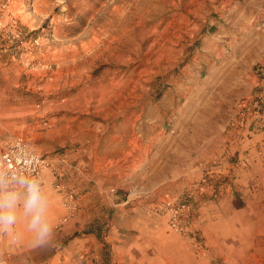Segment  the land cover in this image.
I'll return each instance as SVG.
<instances>
[{"label": "rangeland", "instance_id": "obj_1", "mask_svg": "<svg viewBox=\"0 0 264 264\" xmlns=\"http://www.w3.org/2000/svg\"><path fill=\"white\" fill-rule=\"evenodd\" d=\"M251 74L253 90L235 98ZM262 76L264 0H0V156L24 137L56 162L53 175L44 173L58 193L44 198L72 193L78 205L69 212L59 200V220L40 248L77 253V264H225L193 253L161 220V237L128 230L115 205L134 203L156 217L157 203L217 201L231 174H219L220 159L191 181L184 166L202 143L188 144L196 149L187 153L183 141L204 136L215 105L228 110V130L264 131L240 124L242 103L264 90ZM238 155L230 163H240ZM256 155L264 162V149ZM202 183L211 194H201ZM26 189L8 196L0 184L7 264L31 231L33 222L16 213ZM238 194L221 211L227 257L264 264V238L248 236L260 225L240 230L245 200ZM69 260L60 256V264Z\"/></svg>", "mask_w": 264, "mask_h": 264}, {"label": "crops", "instance_id": "obj_2", "mask_svg": "<svg viewBox=\"0 0 264 264\" xmlns=\"http://www.w3.org/2000/svg\"><path fill=\"white\" fill-rule=\"evenodd\" d=\"M25 16L26 15H21L19 17L20 24L24 23L23 20ZM255 79V75L251 74L246 84L244 83V88L240 92H236L234 97L238 99L250 93L254 88L253 84L255 83ZM240 80L237 79L238 83ZM259 83H261V79ZM223 99L224 95H221L220 100ZM228 115L227 109L215 105V114L210 117L213 118L214 116L215 121H211L210 118L204 121V123L208 124L207 127L204 128L209 129L204 131V136L200 138V136L194 132L193 134L196 136H194L193 141H191L192 138L183 141L186 145V147H183V150L187 153H193L192 148L196 149L194 144L192 147L190 146V148H188V144L202 143V147L199 151L195 152L194 157L191 155L190 162H187L184 166V176H188L191 181L196 180L204 175L207 162L213 161V163H215L216 160L221 159L223 161V166L219 167V174L228 172L231 174V179L234 180L230 179L229 182H233V184L225 185L221 189V197H219L217 201L214 199L205 200L201 198L196 205L198 217L197 221L194 223L193 229L200 237L199 249L201 250H199L195 244H192L183 237L181 238L186 243L187 247L196 255L206 256V254H208L210 258H221L222 262L225 264H243V261L239 259L235 258L231 261L227 257L231 251L226 246L227 236L224 234L225 230L222 229V226H226L228 218L223 215L221 211L224 207H229L231 205V200L234 198L235 194L239 195L238 193H242L245 200L242 213L245 214V217H239L237 220L239 224H241L240 230L243 229L242 225L244 224H259L260 226L258 228L251 231L253 235L249 233L248 236L253 239L264 238V162L256 155L258 149H264V131L247 130L246 134H241L236 130L234 131V129L228 130L230 126ZM258 126L264 127V122H259ZM8 146L9 145H7V147ZM237 153H239L238 157L241 162L238 164L230 163L231 155L235 156ZM50 173L53 175V172L50 171ZM50 173H44L35 185H31L25 180L14 183H3L0 181L1 186L5 190L4 193L8 196H13L15 194L18 185L23 184L27 187L26 190L20 192V204L17 203L18 210L16 213L19 214L21 220L25 218L28 222H33L32 224L28 223L31 229L30 233L22 234L21 238H19V245H16L14 248L12 247L13 249L10 253L14 255V258L9 264H60V256H71V260L68 261V264H77L75 260L77 253L68 250L67 253L60 254L59 250L49 249L47 251L48 253L45 254V251L40 248L44 243L45 237L48 236L49 232H52L53 226L59 220V200L63 203L66 199L63 195L57 194L58 192L54 187ZM213 173L215 176V171ZM209 177L205 178L210 179ZM205 180L206 179H204V182ZM52 190L57 193L49 195L47 199H45V193ZM199 190L201 194H211L207 191V188L204 187L203 183ZM34 194L37 195L35 201L33 200ZM115 206L119 208V210L116 211L119 217L123 219L126 218L123 224L132 225L128 227V230L136 231L140 234L152 235L153 237H161L163 228L160 224L162 223L160 220L168 226L167 220L154 210L153 215L156 214V217H152V212L150 213L149 210H147L148 214H143L144 211L142 207H135L134 203L130 207L127 205V202L117 203ZM133 206L134 208H132ZM11 208L12 206H10V210ZM64 211L63 218L67 216V211ZM10 212L11 211L8 209V214ZM157 217H160V219ZM175 237L173 238L175 239ZM235 238L242 241L243 232L235 235ZM157 244L163 246L162 238ZM72 261L74 262L72 263Z\"/></svg>", "mask_w": 264, "mask_h": 264}, {"label": "built area", "instance_id": "obj_3", "mask_svg": "<svg viewBox=\"0 0 264 264\" xmlns=\"http://www.w3.org/2000/svg\"><path fill=\"white\" fill-rule=\"evenodd\" d=\"M261 83V87H264L263 76ZM242 105L241 125L248 124L251 127L255 123L264 122V90H259L251 97L250 101L246 100ZM55 164L56 162L49 157L39 153L27 139L16 137L1 153L0 181L14 183L25 180L29 184L35 185L44 172L56 171ZM57 177L62 180L63 175L57 173ZM58 188L64 190V185L61 183ZM66 202L69 212L76 211L78 205L74 194L68 193ZM154 211L167 220L168 227L172 232L195 244L198 249L200 248V237L193 229L194 223L197 221L198 209L192 202L185 200L157 203L154 206ZM8 260V258H3L0 260V264H7Z\"/></svg>", "mask_w": 264, "mask_h": 264}, {"label": "clouds", "instance_id": "obj_4", "mask_svg": "<svg viewBox=\"0 0 264 264\" xmlns=\"http://www.w3.org/2000/svg\"><path fill=\"white\" fill-rule=\"evenodd\" d=\"M36 199H37V195L34 194V195H33V200L35 201Z\"/></svg>", "mask_w": 264, "mask_h": 264}]
</instances>
